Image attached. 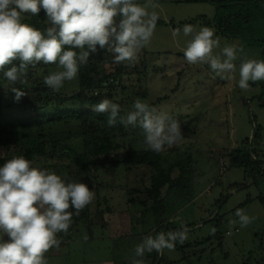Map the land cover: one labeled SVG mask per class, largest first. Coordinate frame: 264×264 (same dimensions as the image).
<instances>
[{
	"label": "rangeland",
	"instance_id": "rangeland-1",
	"mask_svg": "<svg viewBox=\"0 0 264 264\" xmlns=\"http://www.w3.org/2000/svg\"><path fill=\"white\" fill-rule=\"evenodd\" d=\"M144 2L137 0L140 4ZM155 2L159 5L155 9L159 13L156 29L136 61L115 63L108 46L97 45V50L90 52L88 59L96 62L100 75L109 78L104 88L93 94L99 95V102L108 98L118 104L120 116L132 111L135 101L140 99L178 120L183 138L178 144L165 146L164 152L170 162L182 159L189 182L183 186L185 191L180 198L173 195L159 201L155 212L152 196L148 194L151 169L147 165L122 163L127 151L147 148L143 130L139 126L125 127L119 117L116 123H121L122 131L115 133L107 131L103 121L95 117L16 128L24 134L39 135L47 143L46 154L34 156L33 166L54 171L69 181L83 182L95 192V199L87 206V218L77 222L67 234L59 233L60 246L50 249L45 257L48 264H132L137 258L136 246L146 236L164 232L163 223L170 220L167 231L186 227L188 239L183 244L177 242L172 251L165 249L158 253L156 264H264V169L254 179L253 174L231 165L237 161L232 148L245 138L251 145L256 127L260 134L257 147L263 149L258 155L264 160V81H250L247 90L238 86L241 60H264V3L261 0ZM230 14L236 16L225 27L220 19ZM30 15L26 14L23 21ZM44 23L47 28L52 26L46 15ZM186 24L197 30L203 26L214 28L221 47L233 42L243 45L244 52L235 62L234 80L222 78L207 64L187 62L184 49L191 36L183 34ZM177 28L181 29L180 35L173 38L172 31ZM223 29L227 36L221 33ZM60 70L57 64L41 62L37 64V78L43 81L51 72ZM0 74L4 78L2 71ZM34 78H28L27 74L23 77L26 85ZM14 84L5 80L2 112L8 120L23 122L29 118V110L15 105ZM78 90L76 77L65 81L55 92L60 98H67ZM77 104L76 100L66 101L55 110H76ZM94 105L86 110L95 112ZM99 114L109 118L108 113ZM84 131L106 135L110 150L95 156L87 170L80 171L74 155L82 151L79 135ZM52 139L56 142L54 147L50 145ZM5 153L0 146V157ZM238 209L254 218L246 227H241L235 216ZM231 220L237 223L231 225ZM0 236L9 239L2 232ZM143 259L145 264H152L146 254Z\"/></svg>",
	"mask_w": 264,
	"mask_h": 264
},
{
	"label": "clouds",
	"instance_id": "clouds-1",
	"mask_svg": "<svg viewBox=\"0 0 264 264\" xmlns=\"http://www.w3.org/2000/svg\"><path fill=\"white\" fill-rule=\"evenodd\" d=\"M158 7L155 0L143 4L137 0H0V71L8 81L24 84L30 65L57 64L62 70L45 76L44 84L58 92L65 81L77 77L97 45L108 46L117 64L134 62L151 42L159 19L155 11ZM41 9L52 25L45 32L22 22L26 14L36 16ZM182 31L184 36H191L184 49L189 64H207L222 78L235 79V62L244 52L243 45L233 42L221 47L215 29L208 26L197 30L186 24ZM180 32L174 29L173 38ZM239 77L238 86L243 90L250 87V81H264V60H241ZM12 91L17 102L26 95L20 88ZM93 111L108 113V126H113L118 117L125 127L139 126L147 148L157 153L183 138L178 120L140 99L125 116H120V106L108 98L94 105ZM94 199L95 192L87 184L35 167L23 155L6 160L0 166V232L9 239L0 236V264H48L45 253L60 246L57 235L67 234L73 216H79ZM235 216L241 227L254 219L242 209ZM236 223L230 221L231 225ZM187 239L188 230L183 226L148 235L136 246L137 258L132 264H145L146 253L172 251L177 242L183 244Z\"/></svg>",
	"mask_w": 264,
	"mask_h": 264
},
{
	"label": "trees",
	"instance_id": "trees-1",
	"mask_svg": "<svg viewBox=\"0 0 264 264\" xmlns=\"http://www.w3.org/2000/svg\"><path fill=\"white\" fill-rule=\"evenodd\" d=\"M261 1L264 3V0ZM229 4L230 3H221L222 6ZM244 5L246 6V4ZM45 15V11L42 9L38 15H30V18L23 22L33 25L42 32H45L47 29V26L44 23ZM235 16L236 15L232 14L226 15L220 20H222L224 26L227 27L232 24ZM215 23L217 25L219 22L217 21ZM221 33L227 36L225 29L221 30ZM228 35L230 37H236L232 34ZM262 53L264 54V49ZM14 63L18 64L19 62L15 61ZM27 76L28 78L34 76L35 78L31 83H29V85H26V83L21 84L17 81L13 88H20L26 92V95L22 96L18 102L15 101V99L14 101L15 105L26 106L28 108L29 118L23 122H14L4 117L2 112V92L6 78H3L0 74V146L6 151V153L0 157V166H3L6 160L11 159L13 156L23 155L32 161L34 156H44L47 152V143L42 140L39 135L31 136L24 134L17 130L18 127L57 123L65 119L81 120L88 117H95L98 120L103 121L104 127L107 131L114 133L116 131H122L121 123H115L113 126H108V119H105L104 114L86 110L87 106H91L99 102V95H94L93 93L96 90L104 88V85L109 82L108 76H102L99 74L95 61L88 59L86 64L80 66L77 75L79 90L74 95L67 98H60L55 91H52L44 84V80L40 81V79L37 78V65L35 67L31 65L28 67ZM110 85L111 83H109L108 86ZM13 94L15 97L14 92ZM87 94H90V96H87ZM70 100L77 101L78 104L75 107L76 110H55V108ZM50 110H53L52 113H47ZM79 137L81 138L82 151L81 153H76L74 155L75 164L80 171H86L95 156L105 154L110 150L108 143L109 139L106 135L98 136L97 134L85 131L81 132ZM259 138V130L256 127V130L252 135L251 145L249 144V139L245 138L237 147L232 148V153L235 154L237 161L232 162L231 165L243 168L248 174H253L254 179H256L260 175V172L264 169V160L260 159L258 155V153L263 151V149L257 147L259 144ZM55 143V140L52 139L50 145L54 147ZM63 149L66 150V146H63ZM185 156L188 155L186 154ZM122 163L131 166L147 165L151 169L150 189L148 194L152 196L154 202L152 209L155 212L159 205V201L170 198L173 195L180 198L181 194L185 191L183 186H186L189 182L185 179V173L182 168V159L176 158L170 162L164 151L157 153L148 148L144 150L127 151L122 159ZM183 183H185V185ZM162 189H164L163 198L160 197V191ZM160 205L162 206L163 204ZM70 211H74V209H70ZM87 216L88 209L86 206L81 211L79 216H73V223L71 224L69 230L77 222L85 220ZM170 222L171 221L168 220L163 223L164 232L168 230ZM66 239H68V237H66ZM146 256L151 259L152 264H156L158 260V253L156 251L146 253Z\"/></svg>",
	"mask_w": 264,
	"mask_h": 264
}]
</instances>
